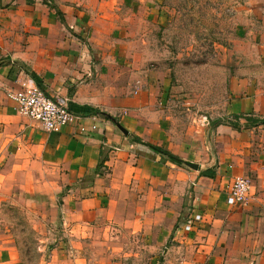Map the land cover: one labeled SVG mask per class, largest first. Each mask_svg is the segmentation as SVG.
<instances>
[{
	"label": "crops",
	"instance_id": "obj_1",
	"mask_svg": "<svg viewBox=\"0 0 264 264\" xmlns=\"http://www.w3.org/2000/svg\"><path fill=\"white\" fill-rule=\"evenodd\" d=\"M250 1L224 61L228 109L202 122V139L157 100L154 0H0V194L57 207L65 239L53 254L69 264H264V124L255 123L264 120V0ZM127 5L131 27H120ZM26 70L70 101L72 125L48 132L19 112L8 95L36 83ZM135 137L201 169L163 162ZM237 177L252 182L247 206L228 204ZM18 262L16 248L0 246V264Z\"/></svg>",
	"mask_w": 264,
	"mask_h": 264
},
{
	"label": "rangeland",
	"instance_id": "obj_2",
	"mask_svg": "<svg viewBox=\"0 0 264 264\" xmlns=\"http://www.w3.org/2000/svg\"><path fill=\"white\" fill-rule=\"evenodd\" d=\"M250 2L154 0L152 6L160 7L162 20L150 26L155 56L150 71L165 77L158 80L157 100L165 101L170 111L167 114L177 118L181 131L196 130L205 139L207 128L202 122H212L224 109L227 111L229 81L224 61L235 47L236 14L242 7H251L247 5ZM128 8L120 14V27H131ZM185 168L191 169L187 165ZM191 220L188 217L184 225L189 231ZM64 229L57 207L50 206L44 197L19 192L16 196L0 194V246L16 248L18 264H69L67 258L53 254L57 240L65 239Z\"/></svg>",
	"mask_w": 264,
	"mask_h": 264
},
{
	"label": "built area",
	"instance_id": "obj_3",
	"mask_svg": "<svg viewBox=\"0 0 264 264\" xmlns=\"http://www.w3.org/2000/svg\"><path fill=\"white\" fill-rule=\"evenodd\" d=\"M8 96L17 103L22 115L40 122L48 132L57 131L75 122L76 117L70 109L68 99L55 100L32 81L24 83L21 90L10 92ZM251 192L250 179L235 178L230 188L228 204L247 206L251 200Z\"/></svg>",
	"mask_w": 264,
	"mask_h": 264
},
{
	"label": "trees",
	"instance_id": "obj_4",
	"mask_svg": "<svg viewBox=\"0 0 264 264\" xmlns=\"http://www.w3.org/2000/svg\"><path fill=\"white\" fill-rule=\"evenodd\" d=\"M58 14L60 15L61 17V13L58 11ZM63 20V18H62ZM26 72H28L29 74H31L28 70H26ZM33 76V80L36 82V84L45 91V88L44 86L42 85L41 81L33 74H31ZM70 109L72 110V107L70 105ZM239 119V117H237ZM237 119V120H238ZM224 122H221V121H216L215 122V125H220V124H223ZM226 123V122H225ZM255 123H263L264 124V120L260 121V120H257L255 121ZM228 124H231L233 125L235 128H239L238 125L232 123V122H228ZM135 141L137 143H140L146 147H148L150 150H152L154 153H156L157 155H159L161 158H162V161L163 162H171L179 167H186V162L184 160H182L179 156L175 155L174 153H172L171 151H169L168 149L164 148V147H160V146H156V145H152V144H149V143H144L141 139L135 137ZM104 164H105V161L102 160L100 162V166H99V169H98V172H101V168L104 167ZM202 175L205 176V177H209V178H214L215 177V171L214 169H208L204 172H202Z\"/></svg>",
	"mask_w": 264,
	"mask_h": 264
},
{
	"label": "water",
	"instance_id": "obj_5",
	"mask_svg": "<svg viewBox=\"0 0 264 264\" xmlns=\"http://www.w3.org/2000/svg\"><path fill=\"white\" fill-rule=\"evenodd\" d=\"M119 128L122 130V132L125 134V135H129L128 131L126 129H124L120 124H118ZM186 165L195 170V171H199L201 169V166L199 164H196V163H192V162H186Z\"/></svg>",
	"mask_w": 264,
	"mask_h": 264
}]
</instances>
